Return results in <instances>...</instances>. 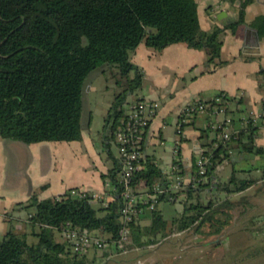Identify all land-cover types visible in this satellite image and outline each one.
Listing matches in <instances>:
<instances>
[{"label": "trees", "instance_id": "obj_1", "mask_svg": "<svg viewBox=\"0 0 264 264\" xmlns=\"http://www.w3.org/2000/svg\"><path fill=\"white\" fill-rule=\"evenodd\" d=\"M251 1H244L240 20L232 26L234 33L245 21V7ZM254 24L263 36L264 15ZM225 29L217 24L203 29L196 0H0V136L26 144L81 140L86 79L94 70L114 69L119 91L105 117L104 130L116 139L128 104L140 100H129L143 85V71L130 59L140 43L161 50L183 42L206 50L207 62L215 68L227 62L220 59ZM133 70L136 73L131 76ZM260 86L264 90V80ZM256 128L245 126L229 139L222 138L216 149L202 152L209 158L206 180L194 186L196 158L191 180L177 191L170 189L171 183L154 158L143 155L132 174V188L138 192L145 186L150 191L158 182L168 190L159 194L153 209H149L150 201L139 202L141 211L127 222L123 220V199L116 194L104 206L100 200L73 196L74 188L46 198L34 192L25 205L30 209L32 231L10 228L5 233L0 239V264H96L103 258L96 255L99 249L93 248L90 257L73 250L66 238L56 237L68 224L101 237L107 235L110 246L104 256L123 251L118 241L124 226L129 228L124 242L127 249L150 247L173 233L192 229L197 234H221L233 222V195L257 179L239 178L237 173L243 169L234 167L229 180L209 190L211 182L217 166L231 160L234 144L242 152L264 155V146L256 142ZM174 162L183 174L179 155ZM121 166V160L117 161L102 175L117 190L122 188ZM262 173L264 176V170ZM163 201L180 202L183 209L168 219L159 208ZM144 218L149 223L142 224ZM29 235L36 240L30 242Z\"/></svg>", "mask_w": 264, "mask_h": 264}, {"label": "crops", "instance_id": "obj_2", "mask_svg": "<svg viewBox=\"0 0 264 264\" xmlns=\"http://www.w3.org/2000/svg\"><path fill=\"white\" fill-rule=\"evenodd\" d=\"M244 1L196 0L203 29L209 30L215 24L226 28L220 59L227 62L222 65L213 68L207 62L206 50L189 47L183 42L155 50L143 41L130 55L131 61L142 69L144 76L141 89L131 94L129 100L156 99L162 104L146 130L144 155L154 158L163 177L171 185L175 179L171 166L176 141L181 142L179 158L183 164L182 175L187 182L192 177L198 155L223 143L220 134L210 125L212 117L209 112L187 117L179 131L182 108L195 95L210 100L222 92L234 97L243 92L239 95V102L225 113H220L218 119L232 116V130L239 131L245 127L243 116L247 112L253 110L263 114L255 133L257 144L264 146V90L260 86L264 80V74L260 73L264 70V35L254 24L257 17L264 15V0H252L246 5L245 21L238 25L234 33L232 26L240 20ZM224 10L229 12L219 18ZM234 20L237 22L231 24ZM248 28L258 32L259 51L243 50ZM113 70H94L86 79L83 99L86 118L82 116L84 129L81 140L26 144L0 136V239L10 228L18 232L32 231L24 214L30 215V209L25 205L34 192L40 198H46L63 194L70 188L98 193L105 191L108 179L102 175L120 161L116 139L109 138L104 130L105 117L117 91H111L102 75L113 74ZM135 73L133 70L130 74L134 76ZM113 146L118 150L117 155ZM230 152L231 160L217 166L209 190L218 187L220 181L229 180L234 167L243 169L237 173L242 179L255 172H263L264 165L259 167L257 161L264 162V155L242 152L236 144ZM262 182L263 173L261 179L239 193H245ZM42 186L45 187L41 189ZM139 190L146 193L147 187ZM143 220L149 222V218Z\"/></svg>", "mask_w": 264, "mask_h": 264}, {"label": "built area", "instance_id": "obj_3", "mask_svg": "<svg viewBox=\"0 0 264 264\" xmlns=\"http://www.w3.org/2000/svg\"><path fill=\"white\" fill-rule=\"evenodd\" d=\"M239 95H243L240 92ZM230 96L224 92L217 94L212 99L207 100L200 95H195L183 108L182 117L180 118V130L181 125L187 117L196 115L199 113L209 112L212 119L210 121L211 127L216 130L223 139H229L233 133L237 132L232 130L233 117L225 115L223 119H218L220 113H225L230 107L238 103L240 96ZM161 102L156 99H140L134 103H130L127 106L126 116L122 117L120 124L116 132V141L118 143V149L121 160L120 170V182L122 188L116 189V186L112 184L110 180H106V189L103 193L93 192L82 188L72 189V195L77 197H90L93 200H100L102 205L107 206L110 199L116 194L123 199L122 213L123 220L127 222L132 218L133 214H137L141 211L138 208L139 202L150 201L149 209H153L158 203V196L160 193L168 190V188L162 186L156 182L152 185V190L147 192L135 191L130 185V180L133 172L139 168L140 159L144 155V136L146 130L150 124L151 119L156 115L161 108ZM263 114L255 113L253 110L247 112L243 116V125H257L262 119ZM181 142L176 141L174 147V160L178 158L180 152ZM209 158L200 154L197 157V174L194 178V186L206 180L207 163ZM174 174V182L170 189L180 190L186 183V178L180 173V169L177 163L173 162L171 166ZM64 238H66L72 245L73 250L80 253H89L92 248L99 250H105L110 246V241L105 238L94 234L93 232L84 229L77 230L68 224L67 228L62 231ZM129 228L124 226L121 232V237L118 241V246L123 248L121 253H126L130 249L124 247V242L128 241ZM136 247L135 250H139Z\"/></svg>", "mask_w": 264, "mask_h": 264}, {"label": "rangeland", "instance_id": "obj_4", "mask_svg": "<svg viewBox=\"0 0 264 264\" xmlns=\"http://www.w3.org/2000/svg\"><path fill=\"white\" fill-rule=\"evenodd\" d=\"M102 76L105 77L106 84L110 85L111 91H119L112 72ZM83 104V115L86 118L85 100ZM113 151L118 154L116 146H113ZM257 165L262 167L264 162L259 160ZM246 177L261 179L262 172ZM202 197L204 199L206 196ZM232 200L233 222L221 234H197L192 229L173 233L158 244L139 250L130 249L126 253H108L104 256L106 251L100 250L96 255L103 258L96 261V264H264V182L245 193H235ZM95 203V206H99ZM159 208L166 218L171 219L182 211L183 206L180 202L163 201ZM24 215L28 219V214ZM147 223L149 222L146 220L142 221V224ZM31 229L30 226L29 230ZM55 235L60 240L64 237L62 232H56ZM28 240L35 241L36 237L29 235ZM88 254L90 257L94 256L93 248Z\"/></svg>", "mask_w": 264, "mask_h": 264}, {"label": "water", "instance_id": "obj_5", "mask_svg": "<svg viewBox=\"0 0 264 264\" xmlns=\"http://www.w3.org/2000/svg\"><path fill=\"white\" fill-rule=\"evenodd\" d=\"M228 12H229V10H224L223 12H221V14H219V18H221V16L225 15ZM236 22H237V20H234L231 22V24L236 23ZM226 25H228V24H225V26ZM243 50L248 51V52L259 51V35H258V32L256 30L251 29V28L247 29L245 47Z\"/></svg>", "mask_w": 264, "mask_h": 264}]
</instances>
